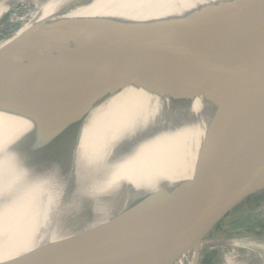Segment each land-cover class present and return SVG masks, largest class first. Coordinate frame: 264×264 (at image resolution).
Wrapping results in <instances>:
<instances>
[{"label":"water","instance_id":"95a60500","mask_svg":"<svg viewBox=\"0 0 264 264\" xmlns=\"http://www.w3.org/2000/svg\"><path fill=\"white\" fill-rule=\"evenodd\" d=\"M154 22L145 31V21L132 18L113 40H105V48L96 47L79 59H64L61 50L38 32L40 25L14 39L5 38L0 46V111L31 124L20 131L12 146L2 147L10 150L0 171L3 181L24 175L33 179L50 168L59 175L71 172L66 175L74 178L78 157L83 169L93 173L89 184L108 182L106 177L95 180L104 177L112 165L105 162L109 141L105 146L98 143L113 130L96 124L87 125L82 132V125L98 95L115 94L130 85L113 78L121 67L124 49L145 33L163 38L142 63L136 86L162 87L167 92L166 80L172 70L193 51L192 73L181 100L207 97L214 108L202 111L198 128L197 114L160 108L154 116L165 122L151 125L156 129L149 142L128 157L116 153L111 157L120 162L112 172L128 166L126 171L138 172L137 183L118 184L104 200L86 202L62 216L60 227L38 229L40 219L36 227L25 228L23 236L34 235L35 240L73 229L75 223L99 215L96 204H125L122 213L93 229L43 243L0 264H121L128 237L178 225L193 229L190 248L194 255L189 264H199L201 241L246 199L264 191V0L209 1L174 25L156 26ZM66 67L82 70L81 77L66 76L62 72ZM191 121L196 125L194 136L187 133L184 142L177 141L180 133L175 125ZM168 122L174 125L170 128ZM116 131L127 133L121 128ZM188 169L192 170L190 177L138 195L139 186L168 179L176 170L179 176Z\"/></svg>","mask_w":264,"mask_h":264},{"label":"bare ground","instance_id":"6f19581e","mask_svg":"<svg viewBox=\"0 0 264 264\" xmlns=\"http://www.w3.org/2000/svg\"><path fill=\"white\" fill-rule=\"evenodd\" d=\"M209 1L214 0H0V22L6 14L13 11L17 3L32 4V8L25 16L18 18L15 14L8 21L23 22L24 27L16 29L7 39H14L18 33L24 34L30 27L40 25L38 32H45V34H40L47 37L61 50L64 59H79L93 52L96 47L104 45L105 48L107 45L105 40H113L125 23L132 18L145 21L144 29L149 31L148 27L151 26V21H155L152 25L156 26H166L169 23L174 25L178 20L191 15ZM89 8L93 9V14H88ZM55 23L58 24L54 26ZM25 26L27 27L25 28ZM94 27H98L97 32H94ZM60 32L74 36L75 39L66 41L68 36L62 40L59 38L61 36L55 35ZM162 38V35L152 37L149 33H145L129 43L122 52L121 67L113 79L122 80L130 85L115 94L98 95L90 114L83 122L82 132L86 130L87 125L96 127V124L104 126L102 129L113 130L107 139L101 138L98 143L99 146H102V142H104L105 146V142L109 141L111 145L108 159L105 161L112 164L111 168L107 174L103 175L104 177L95 179L105 180L106 177L108 180L106 184H89L88 178L93 177V173L90 174L87 169H83L78 157L75 160L78 163V167H75L76 174H74V178L70 179L66 174L70 175L71 172L59 175L51 168L36 174L32 177L33 179H30L31 176L24 175V177L20 176L10 181H3V172H0V261L22 254L43 243L79 231L93 229L109 218L122 213L125 204L122 206L117 204L96 206V204L94 209L98 208L99 215L75 223L74 227H77L73 229L65 232L58 230L35 240H33L34 235H31L29 239L28 236H23L25 228L36 227L40 219L43 220L38 229L43 227L49 230L50 227H60L62 216H68L74 212V209L80 208L86 202L93 203L106 197L116 191L117 186L119 187L125 182L128 184L137 183L135 178L138 172L126 171L129 169L128 166L124 169V165L119 166L116 171L112 172L120 162L113 161L115 159L111 157L114 156V153H116L115 156L119 154L117 157L122 155L128 157L137 148L144 146L149 140L148 138L152 134L155 135L153 131L156 126L151 125H157V123L163 125L165 122L161 116H154L160 113V108L169 107L173 113L197 114L199 121L197 128L200 124L202 111L213 110V101L207 97L198 96L192 101L181 100L182 91L192 73L193 66L190 67V65L193 60V51L172 70L166 80L167 92L163 91L162 87L148 90L136 86L134 81L140 76L139 69L142 63L160 44ZM5 42L6 39L0 41V46ZM62 72L72 79H78L81 77L82 70L66 67L62 69ZM29 123L28 120L13 113L0 111V171H3L5 160L7 161L6 158L9 157L10 152L8 149L2 150V147L4 144L7 145L6 147L12 146L18 140L20 131L22 132L24 128L28 127L31 124ZM172 124L168 122L169 127ZM175 127L180 133V137L177 136L176 140H183V142L187 133L194 136L195 132L193 133V131L196 130L195 121L193 124L191 121L189 124H177ZM119 128L127 133L120 135L116 131ZM182 131L185 133L183 134ZM177 172L178 170L173 172L168 176V179L155 180L142 188L139 186L141 191L139 190L138 195L158 187L172 186L176 182L190 177L192 170L188 169L185 173L183 171L179 176ZM81 177L87 180H83ZM209 235L199 244L201 250L219 243L235 248L240 241L239 245L244 248L243 253L240 251L242 254L239 255L237 254L239 252L233 248L237 264H264V237L243 236L244 238L240 239L238 237L237 239L218 240L209 238ZM194 238L193 229L186 230L183 225L167 226L132 235L126 239L127 242L125 240L121 264H178L180 261L189 264L194 255V251L190 248Z\"/></svg>","mask_w":264,"mask_h":264},{"label":"rangeland","instance_id":"374dc122","mask_svg":"<svg viewBox=\"0 0 264 264\" xmlns=\"http://www.w3.org/2000/svg\"><path fill=\"white\" fill-rule=\"evenodd\" d=\"M32 8V4H26L25 2L17 3L13 11L6 14L0 22V40L5 39L12 35V33L23 26V22L14 21L8 22L12 17L17 14V17H23L28 13V10ZM88 9V14H93V9ZM27 26H25L26 28ZM44 33L45 32H40ZM21 35L18 33L15 37ZM61 36L62 40L69 38L66 41L74 40V36H70L65 32L55 34ZM14 37V38H15ZM63 37V38H62ZM150 118V117H147ZM155 121V120H154ZM246 237L263 238L264 237V194L263 199L260 196L250 198L247 201L240 204L233 211H231L216 228L211 232L209 238L213 239H240ZM234 248L233 246H223L221 243L212 245L201 251V257L199 264H237V257L233 253V248L237 250V254L241 255L244 248L239 245ZM219 247V249H218ZM242 253H241V252ZM235 252V251H234ZM178 264H186L184 261H180Z\"/></svg>","mask_w":264,"mask_h":264},{"label":"trees","instance_id":"16d2710c","mask_svg":"<svg viewBox=\"0 0 264 264\" xmlns=\"http://www.w3.org/2000/svg\"><path fill=\"white\" fill-rule=\"evenodd\" d=\"M263 194H264V191H261V192H259V193H256L255 195H252V196L249 197L248 199H250V198H254V197H256V196H260L261 199H263ZM248 199H246L245 201H247Z\"/></svg>","mask_w":264,"mask_h":264}]
</instances>
